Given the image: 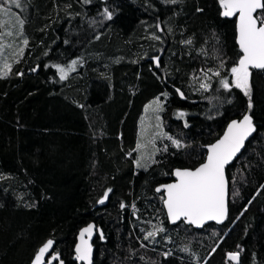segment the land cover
Masks as SVG:
<instances>
[{"label":"trees","instance_id":"1","mask_svg":"<svg viewBox=\"0 0 264 264\" xmlns=\"http://www.w3.org/2000/svg\"><path fill=\"white\" fill-rule=\"evenodd\" d=\"M20 4L0 0L27 41L0 78V264H34L49 239L44 264L53 252L50 264H80L76 235L91 222L93 264H264V69L249 70L248 95L231 84L241 54L219 0ZM58 67L72 71L61 79ZM155 100L180 146L163 143L136 171L139 124ZM246 113L256 131L226 169L225 224L170 226L156 187L201 164L204 147Z\"/></svg>","mask_w":264,"mask_h":264},{"label":"snow or ice","instance_id":"2","mask_svg":"<svg viewBox=\"0 0 264 264\" xmlns=\"http://www.w3.org/2000/svg\"><path fill=\"white\" fill-rule=\"evenodd\" d=\"M12 2L16 7L21 6L20 0H12ZM219 3L224 9L223 15L231 17L238 14L239 46L243 56L239 59L238 66L232 67L230 71L235 76V86L243 89L248 95V80L251 75L249 68L264 69V0H219ZM6 11L0 7V14ZM105 14L111 19V13L107 9H105ZM20 23L22 24L23 21ZM24 43L27 44V41L25 40ZM75 63L74 61L73 69ZM6 67L10 69L11 66L7 65ZM58 70L61 73V79H65V69L58 67ZM215 75H219V72H216ZM222 83L225 88L229 86L227 80ZM202 87H207V85H202ZM251 107L252 104L249 102V108ZM253 131H255V127L249 115H245L242 121H233L228 126L223 138L209 147L205 163L195 170H178L175 173L179 178L178 183L164 186L167 193L165 204L173 222L183 217L190 224L203 226L207 220H214L218 223L224 220L227 211L224 169L240 151L245 139ZM173 143L177 147L180 146L178 141L174 140ZM104 199H107L106 194ZM104 199L99 202L104 203ZM159 230L163 231V229ZM91 232L92 226L81 232L82 244L76 248L77 258L88 261V264H91V246L84 242V233L90 235ZM154 235V232L148 233V236ZM53 243V240L49 239L39 249V253L35 257L36 264H44L45 254L52 249ZM228 255L229 259L238 261L239 253H229ZM55 260H59V254L53 252L49 257V264ZM60 264H63V261H60Z\"/></svg>","mask_w":264,"mask_h":264},{"label":"rangeland","instance_id":"3","mask_svg":"<svg viewBox=\"0 0 264 264\" xmlns=\"http://www.w3.org/2000/svg\"><path fill=\"white\" fill-rule=\"evenodd\" d=\"M3 9L7 11L3 14H0V78L8 74L9 68L7 65L12 66V63L17 61L22 51L25 49L26 37L23 34V23L18 14L12 11L9 8H5L0 5ZM11 68V67H10ZM64 68V67H59ZM71 68V67H70ZM65 70L66 76L69 75L70 70ZM57 72L61 78V73L57 68ZM199 78V85L201 89L208 90L209 84L206 83V80ZM231 84L235 86V76L233 75L231 79ZM202 85H207V87H202ZM236 87V86H235ZM241 89V88H240ZM244 91L243 89H241ZM162 111V102L161 101H151L144 109L143 117L139 124L138 129V138L140 140L138 153L136 154V161L134 163V168L137 171L138 169L147 168L155 156L160 152L161 147L163 150L165 144L169 143L176 146L172 137H169L166 133L163 132V125L161 126L160 113ZM171 138V139H169ZM176 141V140H175ZM161 143V144H159ZM161 145V146H160ZM160 147V148H159ZM167 149V148H166ZM157 221L153 222L152 231L157 233L158 228L155 229ZM100 230H97L99 234ZM155 236V235H154ZM153 238V236H150ZM46 255V254H45ZM50 263H53L51 261ZM36 264V262L34 263ZM57 264H60L59 262Z\"/></svg>","mask_w":264,"mask_h":264},{"label":"water","instance_id":"4","mask_svg":"<svg viewBox=\"0 0 264 264\" xmlns=\"http://www.w3.org/2000/svg\"><path fill=\"white\" fill-rule=\"evenodd\" d=\"M219 7H220L221 10H222V16H223L224 19H226V20H230V21H231V20H234V22H235V44H236V46L238 47V50H239V52H240V54H241V57H242V56H243V52H242V50L240 49V46H239L238 19H237L238 14H237V16H231V17H229V16H225V15H223V11H224V9L222 8V6H221L220 3H219ZM258 11H260V10H258ZM241 57H240V58H241ZM236 66H238V62H237V65H236ZM256 69H257V68H249V70H256ZM245 115H249V114H248V113L244 114L240 119H232V120H230V121L226 124V126H225V128H224L222 134L218 137V139H216L213 143H211V144H209V145H207V146L204 147V150H205L206 154H205L204 161H203L201 164H199L198 166H196L194 169H174V170L172 171V175H171L172 180H171L170 182H168V183H165V184H162V185L156 187L155 192H156L157 194H161L162 197H163V200H162V206H163V209H164V212H165V215H166L167 222H168V224H169L170 226H175V225L179 224L180 222H182L184 225H186V226H190V227H192V228L195 229V230H202L205 226L210 225V224H214V225H216V226H222V225L225 224V222H226V220H227V216H228V196H229V187H228L229 185H228V179H227V175H226V169H227L230 165H232V164L234 163V161H235V160L241 155V153L243 152V150H244L246 144H247V143L251 140V138L254 136L255 131H256V128H255V131H253V132H252V133H251V134L245 139L244 144H243V147L240 149V151H239V152L235 155V157H234V158H233V159H232V160H231V161L225 166L224 173H225V179H226V209H227V211H226V216H225V218H224V220H223L222 222H219V223H218V222H216V221H214V220H207V221L204 222L203 226H197V225H194V224H190V223H188L183 217H182L181 219H179V220L173 222V221L171 220V218L169 217V215H168L167 206H166V204H165V200H166V198H167V193H166V190H165V187H164V186H166V185H168V184L178 183L179 178H178V177L176 176V174H175L178 170H179V171H184V170H195L197 167H199L200 165H202L203 163H205L206 160H207V155H208V152H209V147H210L211 145L217 143V141H219L220 139L223 138L224 134L227 132L228 126H229L233 121H242V120H243V117H244ZM249 116H250V115H249ZM250 117H251V116H250ZM252 122H253V120H252ZM253 125H254V124H253ZM254 127H255V126H254ZM157 189H160V191H157ZM90 226H92V232H91L90 235H89V233H84V242H86L88 245L91 246V256H90V259H91V264H93V257H94L93 242H94L95 237H96V235H97V227H96V225H95L93 222H91V223L85 225L84 227H82V228L78 231V233H77V235H76V242H75L74 250H73V251H74V255H75V257H76V261H77L78 263H80V264H88V261L80 260V259L77 258V257H78V253L76 252V248H77V246H81V244H82L81 236H80L81 232H82L84 229H86V228H88V227H90ZM238 260H239V258H238ZM232 261H233V260H232ZM233 262H234V263H237L238 261H233Z\"/></svg>","mask_w":264,"mask_h":264}]
</instances>
